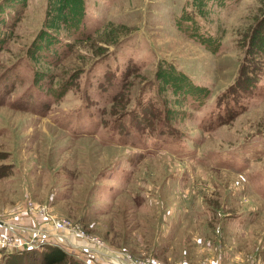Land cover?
Returning <instances> with one entry per match:
<instances>
[{
  "label": "rangeland",
  "instance_id": "1",
  "mask_svg": "<svg viewBox=\"0 0 264 264\" xmlns=\"http://www.w3.org/2000/svg\"><path fill=\"white\" fill-rule=\"evenodd\" d=\"M262 12L264 0H0V221L38 242L32 229L53 230L30 207L42 205L145 264H264V67L241 111L203 129ZM14 250L0 264H43Z\"/></svg>",
  "mask_w": 264,
  "mask_h": 264
},
{
  "label": "trees",
  "instance_id": "2",
  "mask_svg": "<svg viewBox=\"0 0 264 264\" xmlns=\"http://www.w3.org/2000/svg\"><path fill=\"white\" fill-rule=\"evenodd\" d=\"M259 18L258 20L256 19L257 21L254 23V26H251L244 33L245 35L243 37L246 39V36L251 32L246 41L242 37L240 41H238L240 48L244 49V56L240 63L237 77L234 83L220 95L219 104L217 102L218 107L221 104L226 105V107H224L222 111L219 110L212 113V116L205 122L206 127L203 128L205 131L230 122L236 114L241 111V99L250 93L259 76L262 74V69L264 67V45L260 37L264 39V12H262V14L260 13ZM258 34H260V37H257ZM257 45H261L260 48ZM228 100L232 101L237 107L229 106ZM163 132L167 133L165 131ZM163 132L160 131V133ZM11 252H20V254L39 252L36 257L32 255L33 258H29V260H34L35 263L37 261L43 262V264H79L78 261H72L71 257H73L74 260L79 259L74 253L47 242L41 243L36 247H24ZM83 264L86 263L83 262Z\"/></svg>",
  "mask_w": 264,
  "mask_h": 264
},
{
  "label": "built area",
  "instance_id": "3",
  "mask_svg": "<svg viewBox=\"0 0 264 264\" xmlns=\"http://www.w3.org/2000/svg\"><path fill=\"white\" fill-rule=\"evenodd\" d=\"M30 207H31V209H33L35 211H39L40 215L46 217V219L52 223V228L54 231H57V232L72 231V232L76 233L79 237H82L81 239H83V240L85 238H88L84 234L82 229H80L78 226L72 228L68 220L57 219V218L53 217L52 215H50L45 206H42V205L36 206V205L30 204ZM3 225H5V224H3ZM13 227L12 226L7 227L6 237L3 239V240H6V243L3 241L0 242V247H2L3 245H6V247L9 249H20V248L30 247V246L36 247V246H39V244L46 242V241L42 242L41 240H45V238L48 237L47 233L49 231H52V229H49V231H47V229H41V228L32 229L31 230L32 237H38L37 240H39L38 242L37 241L33 242V240L31 238L28 239L26 237H22L19 235H18L19 240L16 239L17 233H16L15 227L14 228ZM89 241H90V243H88V244L86 243V244L89 246V249L92 250L90 253L93 252V253H95V255L96 254H103L104 256L107 257V262L111 261L114 264H145L144 262L136 261V260L132 259L131 256L128 254L118 253V252H114V251L101 252L99 245L93 243L92 239H89ZM47 243H49V242H47ZM51 244L57 245L58 243L57 244L51 243ZM57 246H60V245L58 244ZM87 255L89 257L90 254L88 253ZM90 259L92 260L91 257H90ZM108 264H110V263H108Z\"/></svg>",
  "mask_w": 264,
  "mask_h": 264
},
{
  "label": "crops",
  "instance_id": "4",
  "mask_svg": "<svg viewBox=\"0 0 264 264\" xmlns=\"http://www.w3.org/2000/svg\"><path fill=\"white\" fill-rule=\"evenodd\" d=\"M6 222H8V221H6ZM1 223H0V225H1ZM5 225L8 227L11 224L6 223ZM27 226H29V225H27ZM32 226H35V225H32ZM37 227H42V226L40 225ZM28 228L29 227H27V228L18 227L17 229L21 230L20 234H26L27 231L29 232ZM23 230H26V233H23ZM47 234H48V237H46L44 241L49 242V243H54V244L58 243L60 246H63V248H66L69 252L74 253V254H78L80 257H82L84 259H88V255H87L88 253L90 255L93 254V252L90 253L92 250L89 249V246L86 244V242L80 240V238L76 237V235H74V234L66 233L64 231L63 232H57L54 230L49 231ZM88 260H90V259H88ZM90 261H94V260L92 259ZM99 261L101 263L108 264L107 260H103V261L99 260Z\"/></svg>",
  "mask_w": 264,
  "mask_h": 264
},
{
  "label": "bare ground",
  "instance_id": "5",
  "mask_svg": "<svg viewBox=\"0 0 264 264\" xmlns=\"http://www.w3.org/2000/svg\"><path fill=\"white\" fill-rule=\"evenodd\" d=\"M200 225V224H199Z\"/></svg>",
  "mask_w": 264,
  "mask_h": 264
}]
</instances>
